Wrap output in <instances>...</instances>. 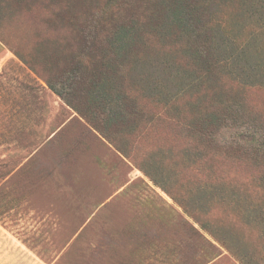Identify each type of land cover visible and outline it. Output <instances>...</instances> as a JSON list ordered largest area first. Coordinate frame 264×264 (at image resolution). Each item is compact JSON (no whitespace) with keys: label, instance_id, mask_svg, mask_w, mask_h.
I'll use <instances>...</instances> for the list:
<instances>
[{"label":"rangeland","instance_id":"rangeland-1","mask_svg":"<svg viewBox=\"0 0 264 264\" xmlns=\"http://www.w3.org/2000/svg\"><path fill=\"white\" fill-rule=\"evenodd\" d=\"M103 1L0 0V222L51 264H204L222 251L264 264V206L242 188L264 202V163L225 147L227 131L213 142L188 131L211 128L215 104L264 119V0L118 27L105 69L63 98L45 78L67 85L76 50L49 3L70 14ZM201 26L209 62L193 54ZM110 97L136 115H115Z\"/></svg>","mask_w":264,"mask_h":264},{"label":"trees","instance_id":"trees-1","mask_svg":"<svg viewBox=\"0 0 264 264\" xmlns=\"http://www.w3.org/2000/svg\"><path fill=\"white\" fill-rule=\"evenodd\" d=\"M52 5L49 3L51 18L60 19L63 14L67 17L64 18V48L76 50V54H71L66 59L69 61L67 66L60 70V76L66 75V80H70L67 85L63 80L58 81L59 77L56 79L45 78L49 88L63 98L71 94L82 93V91L86 92L87 88H84V85H89L92 81L93 84L98 74L105 69L103 50L109 48L111 51L110 48H113L112 43H114L113 39L118 27L135 26L139 30L140 26L152 21L153 18H159L173 8L178 9L180 13L184 14V17L191 18L193 21L204 15L211 7L208 0H104L102 3H96L86 9L84 13L73 11L69 14L70 7L64 6L62 3L57 6L53 5L54 8ZM81 14H85L84 20H80L79 15ZM140 30L142 31L143 27H140ZM206 31V26L194 29L193 32L198 34V36L197 34L193 35L194 42L200 47L195 49L193 54L197 59L205 58V62H209L212 51L206 42ZM201 54L203 58H201ZM23 62L29 65L26 61L23 60ZM101 66L104 69L99 70ZM29 68L33 71L31 66ZM97 72L98 74L95 76ZM58 84H60L59 87ZM111 98L113 97H110L107 103H112L111 108L115 115L118 113L125 116L136 115L137 110L134 109L130 100L125 101V104L122 105L116 101L118 99ZM206 109L207 118L204 120H212L206 126H212L209 129L194 127V125L193 127L188 126V131H193V136L205 135L208 141L213 142L222 136V131H227L228 137L223 142L225 147L235 146L241 155H249L264 163V119L252 111L247 112V108L242 102H236L234 105L215 104ZM91 123L99 132L101 131L97 124ZM104 136L109 142H112L109 136ZM258 181L264 187V177L258 178ZM249 186L250 184L242 185L245 190V202L249 206L260 205L263 207V201L255 202L253 200Z\"/></svg>","mask_w":264,"mask_h":264},{"label":"crops","instance_id":"crops-1","mask_svg":"<svg viewBox=\"0 0 264 264\" xmlns=\"http://www.w3.org/2000/svg\"><path fill=\"white\" fill-rule=\"evenodd\" d=\"M5 223L0 222V264H51L47 258L35 256L29 242L11 232ZM204 264H244L232 254L222 251Z\"/></svg>","mask_w":264,"mask_h":264}]
</instances>
